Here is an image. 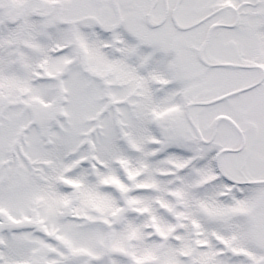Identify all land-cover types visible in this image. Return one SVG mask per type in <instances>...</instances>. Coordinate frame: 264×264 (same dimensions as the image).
I'll return each instance as SVG.
<instances>
[{
	"label": "snow or ice",
	"instance_id": "6c2138e0",
	"mask_svg": "<svg viewBox=\"0 0 264 264\" xmlns=\"http://www.w3.org/2000/svg\"><path fill=\"white\" fill-rule=\"evenodd\" d=\"M0 264H264V0H0Z\"/></svg>",
	"mask_w": 264,
	"mask_h": 264
}]
</instances>
